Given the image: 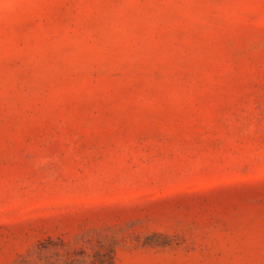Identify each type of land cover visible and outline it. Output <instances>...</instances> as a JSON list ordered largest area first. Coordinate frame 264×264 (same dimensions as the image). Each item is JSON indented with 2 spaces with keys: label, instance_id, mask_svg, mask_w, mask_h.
<instances>
[{
  "label": "rangeland",
  "instance_id": "obj_1",
  "mask_svg": "<svg viewBox=\"0 0 264 264\" xmlns=\"http://www.w3.org/2000/svg\"><path fill=\"white\" fill-rule=\"evenodd\" d=\"M0 264H264V0H0Z\"/></svg>",
  "mask_w": 264,
  "mask_h": 264
}]
</instances>
